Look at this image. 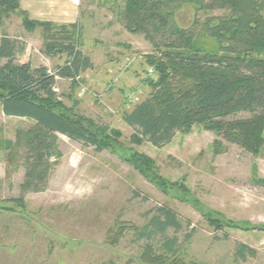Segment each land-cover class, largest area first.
<instances>
[{
    "label": "rangeland",
    "instance_id": "1",
    "mask_svg": "<svg viewBox=\"0 0 264 264\" xmlns=\"http://www.w3.org/2000/svg\"><path fill=\"white\" fill-rule=\"evenodd\" d=\"M209 1L180 3L174 21L179 28L196 27L201 42L213 45L201 27L207 17L225 10L203 8ZM22 2L27 8L29 0ZM24 7L0 22V41L7 36L15 42L18 62L28 60L53 72L66 55H44L43 30L24 18L76 23L79 49L91 67L74 79L58 78V100L70 113L107 126L109 147L96 151L59 135L61 155L54 159L45 190L26 193L20 209L5 200L21 194L26 164L16 138L33 122L6 117L0 108V264H154L145 257L160 255L159 241L147 249L132 228L161 205L174 210L181 224L178 232L168 231L181 246L180 264H264V231L234 228L224 237L201 213L264 225V143L253 155L195 124L162 147L152 146L125 124L123 114L151 92L149 81L157 74L148 59L164 48L162 34L148 29L146 37L126 29L123 0H62L39 14ZM215 139L223 144L217 154ZM239 243L256 256L238 260Z\"/></svg>",
    "mask_w": 264,
    "mask_h": 264
},
{
    "label": "trees",
    "instance_id": "2",
    "mask_svg": "<svg viewBox=\"0 0 264 264\" xmlns=\"http://www.w3.org/2000/svg\"><path fill=\"white\" fill-rule=\"evenodd\" d=\"M123 1L126 29L144 32L146 37L151 29L162 34L164 40L159 56L148 59L157 74L156 80L149 81L151 92L123 114L125 124L154 147H162L176 132H187L199 124L226 143L257 155L264 143V0H210L204 4L203 8L209 11L225 10L222 15L207 17L201 27L202 34L213 39V45L201 42L196 27L179 28L174 21L178 5L193 0ZM19 8L20 0H0V22ZM24 21L43 30L44 55L59 53L66 55V59L51 72L44 65L33 67L28 60L18 62L15 42L7 36L0 41L1 111L6 117L33 122L16 138L26 164L21 194L5 200L20 209H24L26 193L45 190L56 164L54 159L61 155L59 135L96 151L109 147L107 126L70 113L58 100L56 80L74 79L91 67L89 58L79 49L77 24L58 25L28 17ZM239 113L247 116L235 117ZM222 147L221 140L213 141L215 154ZM3 209L13 211L10 207ZM201 213L224 237H228L226 230L234 228L264 231V225L239 224L202 210ZM146 217L143 225L132 228L133 232L147 243V249L159 241L160 255H147L145 260L180 264L178 238L168 236L170 229H181L178 215L161 205L149 210ZM234 256L246 261L255 257L256 252L239 243Z\"/></svg>",
    "mask_w": 264,
    "mask_h": 264
},
{
    "label": "crops",
    "instance_id": "3",
    "mask_svg": "<svg viewBox=\"0 0 264 264\" xmlns=\"http://www.w3.org/2000/svg\"><path fill=\"white\" fill-rule=\"evenodd\" d=\"M61 1L62 0H29V2L26 5L27 8H25L22 0H20V6L24 7L23 9L29 11V13L33 12V13L39 14L41 13L42 10L48 13V7H50V5L54 6L58 3L60 4ZM74 3H75V0H74ZM35 19L42 21L40 18L35 17ZM43 21H50V20H43Z\"/></svg>",
    "mask_w": 264,
    "mask_h": 264
}]
</instances>
